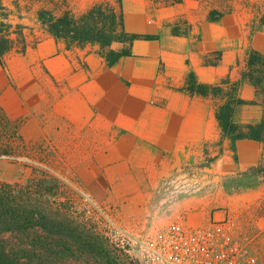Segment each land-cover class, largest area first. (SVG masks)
<instances>
[{
    "label": "crops",
    "instance_id": "crops-1",
    "mask_svg": "<svg viewBox=\"0 0 264 264\" xmlns=\"http://www.w3.org/2000/svg\"><path fill=\"white\" fill-rule=\"evenodd\" d=\"M236 1L122 0L125 29L157 38L133 41L131 54L111 66L97 45L67 48L22 18L32 28L29 38L40 40L0 61V107L16 122L20 145L60 153L81 192L141 227L151 226L154 195L177 168L207 161L210 175L223 178L264 160V142L242 138L232 147L215 116L219 98L186 88L189 70L201 83L238 82L243 103L234 106L232 121L260 122L255 87L241 74L248 48L264 53V27ZM228 3L233 10L207 20L210 9L224 11ZM179 18L191 26L188 33L173 34L166 25ZM215 51L219 62H205L217 60ZM255 178L233 199L221 194L229 207L214 204L220 192L194 194L177 200L167 218L200 226L236 209L234 231L250 234L264 227V182Z\"/></svg>",
    "mask_w": 264,
    "mask_h": 264
},
{
    "label": "trees",
    "instance_id": "trees-1",
    "mask_svg": "<svg viewBox=\"0 0 264 264\" xmlns=\"http://www.w3.org/2000/svg\"><path fill=\"white\" fill-rule=\"evenodd\" d=\"M233 1V0H225ZM245 5L258 27H264V0L236 1ZM233 10L228 3L224 11L210 9L208 21H217L224 12ZM26 17L38 29L61 39L67 48L97 45L98 53L111 66L120 57L131 54L133 41L152 40L157 34L129 32L125 29L122 0H94L85 10L78 11L74 0H0V61L10 52H25L41 38H29L26 30L31 27L20 20ZM179 18L177 20H181ZM171 32H180L175 24L167 23ZM32 29V28H31ZM217 60H205L209 63ZM241 80L255 87V100L262 106V116L255 125L237 124L232 121L234 106L243 103L236 97L238 82L224 78L219 83H201L189 70L186 88L191 94L215 96L220 99L215 112L222 132L229 136L231 145L238 139L250 138L264 142V53L248 48L246 67ZM7 137V143L1 142ZM20 144L16 122L9 119L0 107V155L14 151ZM13 149V151H12ZM239 177H258L264 182V160L235 175L234 190L244 187ZM229 184V183H227ZM225 183V188L227 187ZM34 184L20 185L0 181V264H113L115 259L102 235L94 227H82L66 211L42 193ZM84 259V260H82Z\"/></svg>",
    "mask_w": 264,
    "mask_h": 264
},
{
    "label": "rangeland",
    "instance_id": "rangeland-1",
    "mask_svg": "<svg viewBox=\"0 0 264 264\" xmlns=\"http://www.w3.org/2000/svg\"><path fill=\"white\" fill-rule=\"evenodd\" d=\"M75 8L78 11L85 10L91 5L93 0H74ZM180 32L188 33L191 26L186 20H175ZM3 143L7 137L2 138ZM14 146L13 140L9 143ZM13 151V149H12ZM207 161L202 164H189L177 168L169 177L163 180L159 192H156L153 198L155 205L154 221L150 227H141L139 225L130 224L117 215L119 223L126 229L135 231L152 232L154 229L160 228L168 224L167 215L171 212L172 207L180 198L194 194H213L216 196L220 192L217 199L214 198L216 207H229L227 201H223L221 194L227 195L229 200L234 198L237 193L251 187L250 178L239 177L238 182L244 188L234 190V180L229 178H214L210 175L207 168ZM64 166L60 153L46 151L45 148L25 147L20 144L14 146V151L8 154L0 155V181L8 183H19L20 185L34 184V190L42 193L53 203L61 205L69 217L81 223L82 227H94L97 212L94 210L91 202L86 199L84 194L72 183L69 176L64 173ZM255 178V177H254ZM256 179V178H255ZM227 184L225 188L224 184ZM214 196V197H215ZM226 204V206H225ZM215 207V208H216ZM233 222L238 223V211L231 210ZM95 229V228H94ZM240 230V227L238 228ZM237 230V234H239ZM249 235H254L256 243L251 247L253 253L257 257V264H264V227L251 228ZM95 231H97L95 229ZM98 232V231H97ZM99 233V232H98ZM102 235V234H101ZM107 242L111 251V256L115 259L113 264H138L130 256L120 251L106 237L102 235ZM84 260V259H82ZM76 264H83L78 262Z\"/></svg>",
    "mask_w": 264,
    "mask_h": 264
},
{
    "label": "built area",
    "instance_id": "built-area-1",
    "mask_svg": "<svg viewBox=\"0 0 264 264\" xmlns=\"http://www.w3.org/2000/svg\"><path fill=\"white\" fill-rule=\"evenodd\" d=\"M84 196L97 212L94 228L138 264H257L251 249L256 237L237 234L230 214L200 226L181 218L140 232L124 228L113 208Z\"/></svg>",
    "mask_w": 264,
    "mask_h": 264
}]
</instances>
